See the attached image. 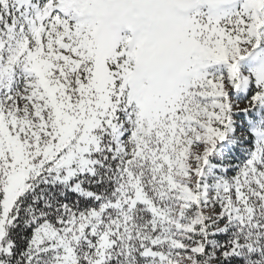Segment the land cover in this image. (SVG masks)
Masks as SVG:
<instances>
[{
	"label": "snow or ice",
	"instance_id": "1",
	"mask_svg": "<svg viewBox=\"0 0 264 264\" xmlns=\"http://www.w3.org/2000/svg\"><path fill=\"white\" fill-rule=\"evenodd\" d=\"M0 264H264V0H0Z\"/></svg>",
	"mask_w": 264,
	"mask_h": 264
}]
</instances>
